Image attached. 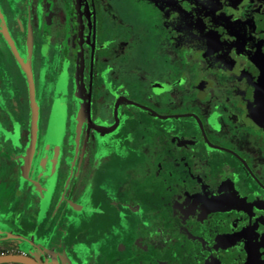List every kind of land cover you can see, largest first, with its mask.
<instances>
[{
    "label": "flooded vegetation",
    "instance_id": "af4514ba",
    "mask_svg": "<svg viewBox=\"0 0 264 264\" xmlns=\"http://www.w3.org/2000/svg\"><path fill=\"white\" fill-rule=\"evenodd\" d=\"M82 218L108 226L73 263ZM15 255L264 264V0H0Z\"/></svg>",
    "mask_w": 264,
    "mask_h": 264
},
{
    "label": "rangeland",
    "instance_id": "374dc122",
    "mask_svg": "<svg viewBox=\"0 0 264 264\" xmlns=\"http://www.w3.org/2000/svg\"><path fill=\"white\" fill-rule=\"evenodd\" d=\"M97 189L99 190L98 187ZM105 196H107V193H105L104 196H101L100 200H102ZM104 206H108V205H104ZM103 209L108 213L109 217L113 219L112 210L109 207H103ZM82 220L83 221L80 223V225H78V226L82 225V229L79 230L78 228L77 230L76 229L74 230L71 228V238L65 243L66 251L69 252V254L72 256L71 261H73V263H80L81 255H85L86 258L89 257L90 252L87 251V249L90 246H92L91 242L95 243L96 239L99 237V233L101 231L104 232L108 226L105 223L97 224L95 221L91 222L86 218H82ZM73 238H79V240L76 243H74Z\"/></svg>",
    "mask_w": 264,
    "mask_h": 264
},
{
    "label": "water",
    "instance_id": "95a60500",
    "mask_svg": "<svg viewBox=\"0 0 264 264\" xmlns=\"http://www.w3.org/2000/svg\"><path fill=\"white\" fill-rule=\"evenodd\" d=\"M8 262V261H20L24 264H33V262L29 259L23 258L20 255L10 256V257H3L0 256V262Z\"/></svg>",
    "mask_w": 264,
    "mask_h": 264
}]
</instances>
